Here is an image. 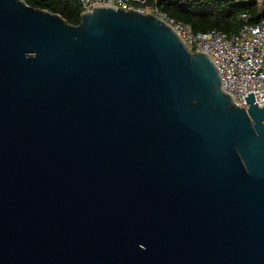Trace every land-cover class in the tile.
I'll use <instances>...</instances> for the list:
<instances>
[{
    "label": "water",
    "instance_id": "water-1",
    "mask_svg": "<svg viewBox=\"0 0 264 264\" xmlns=\"http://www.w3.org/2000/svg\"><path fill=\"white\" fill-rule=\"evenodd\" d=\"M247 94L154 14L0 0V264H264Z\"/></svg>",
    "mask_w": 264,
    "mask_h": 264
},
{
    "label": "built area",
    "instance_id": "built-area-1",
    "mask_svg": "<svg viewBox=\"0 0 264 264\" xmlns=\"http://www.w3.org/2000/svg\"><path fill=\"white\" fill-rule=\"evenodd\" d=\"M161 0H78L82 12L96 6H111L125 10H138L161 18L191 51L207 55L217 69L221 91L231 97L237 106L246 107L244 97L253 92L255 103L263 104L264 95V17L249 21L251 13L243 12V23L234 33L217 29L193 31L181 20L161 12L155 4ZM168 1V0H167ZM234 3L255 2L260 12L264 0H229Z\"/></svg>",
    "mask_w": 264,
    "mask_h": 264
},
{
    "label": "trees",
    "instance_id": "trees-1",
    "mask_svg": "<svg viewBox=\"0 0 264 264\" xmlns=\"http://www.w3.org/2000/svg\"><path fill=\"white\" fill-rule=\"evenodd\" d=\"M29 6L60 15L68 23H79L82 9L78 0H23ZM156 8L168 16L188 24L193 31L217 29L234 33L243 23L239 15L251 13L250 22L264 17V5L259 12L255 2L234 3L229 0H161Z\"/></svg>",
    "mask_w": 264,
    "mask_h": 264
},
{
    "label": "crops",
    "instance_id": "crops-1",
    "mask_svg": "<svg viewBox=\"0 0 264 264\" xmlns=\"http://www.w3.org/2000/svg\"><path fill=\"white\" fill-rule=\"evenodd\" d=\"M257 5V4H256ZM257 7H258V5H257ZM258 9H259V7H258Z\"/></svg>",
    "mask_w": 264,
    "mask_h": 264
},
{
    "label": "rangeland",
    "instance_id": "rangeland-1",
    "mask_svg": "<svg viewBox=\"0 0 264 264\" xmlns=\"http://www.w3.org/2000/svg\"><path fill=\"white\" fill-rule=\"evenodd\" d=\"M147 13V12H146Z\"/></svg>",
    "mask_w": 264,
    "mask_h": 264
}]
</instances>
